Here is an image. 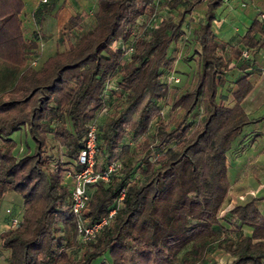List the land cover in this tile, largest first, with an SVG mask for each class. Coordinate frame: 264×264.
<instances>
[{"label": "trees", "instance_id": "16d2710c", "mask_svg": "<svg viewBox=\"0 0 264 264\" xmlns=\"http://www.w3.org/2000/svg\"><path fill=\"white\" fill-rule=\"evenodd\" d=\"M96 1L93 26L35 66L29 52L38 33L24 37L23 0H0V91L13 94L0 99V197L14 191L23 199L20 225L0 233L6 264H198L212 241L232 257L226 264H264V195L223 211L227 152L246 125L264 118L246 107L259 70L243 56L264 47V19L254 16L231 44L213 29L224 0ZM195 9L197 68L186 73L190 81H168L178 76L170 47ZM236 63L233 102L225 105L219 89ZM95 117V169L119 165L90 186L82 216L91 224L116 210L82 243L65 176L79 169ZM20 134L32 142L22 151Z\"/></svg>", "mask_w": 264, "mask_h": 264}, {"label": "crops", "instance_id": "0c3cea01", "mask_svg": "<svg viewBox=\"0 0 264 264\" xmlns=\"http://www.w3.org/2000/svg\"><path fill=\"white\" fill-rule=\"evenodd\" d=\"M233 1L235 0H224L222 5L216 10V17L213 21L214 32L219 38L228 43H232L231 39L235 36H238L239 40L254 16L264 19L261 17V14H264V11L261 9L262 12L256 9L258 12L255 14L244 13L252 0H239V3H237L238 6L234 5ZM243 1L246 3L244 6H242ZM260 1L264 6V0ZM23 2L24 5L20 13V20L24 37L26 40H31L34 38L35 33H38L37 46L29 52L30 56H37L35 66L41 65L55 51L68 48L72 43V36L76 35L78 31H81V26L85 19L84 16L79 26L70 24L69 19L71 16L82 12H85L86 15L89 12L90 6L93 4L97 6L96 0H23ZM254 6L259 8L257 5ZM231 16H235L237 20H240V23L245 22V25H241V32H239V21H236L234 24L228 23ZM232 26L234 30H231ZM252 58L254 67L259 72L253 74L255 88L246 103V107L249 111L260 115L264 113V47L253 52ZM224 86L225 84L221 88ZM220 100L225 105H230L233 102L231 96L227 94H221ZM246 126H252L250 128L251 134H257V137L264 136V118ZM16 135H18L17 132L12 134L13 137ZM260 154L264 153L261 152ZM67 180L71 181L70 176H67ZM4 199H9L18 207L15 215L17 214L16 216L22 218L23 199L21 195L14 191L6 192L0 197V208ZM11 210V208L7 207L5 211L9 214L4 217L0 214V233L10 227L11 217L14 216ZM250 231L251 228L246 227V232L250 233ZM5 252L8 253L6 256L4 255ZM1 253L0 264H6L9 249L3 248L0 245Z\"/></svg>", "mask_w": 264, "mask_h": 264}, {"label": "rangeland", "instance_id": "374dc122", "mask_svg": "<svg viewBox=\"0 0 264 264\" xmlns=\"http://www.w3.org/2000/svg\"><path fill=\"white\" fill-rule=\"evenodd\" d=\"M239 0L233 1V4L238 6L237 3ZM257 5L259 8L255 7ZM97 6L94 4L90 6L89 12L84 16V21L81 26V31L71 38V42L74 43L77 39L78 35L81 32L86 31L87 29L91 28L95 22L94 12L96 11ZM256 9L263 10L264 6L262 5L260 0H252L251 4L245 10V14H255ZM260 10V11H261ZM174 13V10H166L164 14ZM199 9H195L192 13V21L189 25L184 27V36L183 39H179L176 42L172 43L170 50L173 49L176 54V59L174 63V70L175 73L179 76L180 81L182 80H189L186 77V73L192 69L197 68V62L195 59V54L192 53L191 45L192 43V28L195 26V20L197 16L200 14ZM262 12V11H261ZM242 17V16H241ZM236 21H239V32L242 31V26L245 25V22H241L237 20L235 16H231L229 18V24H234ZM242 25V26H241ZM231 30H234L233 26ZM238 32V31H237ZM238 34V33H237ZM231 44H236L238 41V36H235L231 39ZM228 51V50H227ZM245 54V55H244ZM243 56H252L249 52L244 53ZM251 58V57H250ZM240 71L238 63L233 66H230L226 70V81L225 86L219 89V94H227L231 96L230 91L233 88L234 78ZM168 77V76H167ZM168 81L169 77L167 78ZM192 80V79H191ZM190 81V80H189ZM13 95L9 91H0V99L6 98ZM221 98V97H219ZM222 103V101L220 100ZM163 114L165 117L169 115V106H164ZM252 126H245L243 131L240 135L233 141L231 148L227 152V164H228V176L230 179V188H229V195L224 203V210L231 208L234 204L244 203L252 197H259L264 195V154H260L262 150H264V136L257 137V134H251ZM23 134L17 136L16 138L19 141L18 148L22 151L24 149L25 144H27V140L32 145L31 140L26 136L23 140ZM97 153V151H96ZM65 180H67V176H65ZM260 207L264 210V199H259ZM9 207L11 208L12 212L15 215L18 207L10 201L9 199H4L1 204V216H6L7 213L5 209ZM17 215V214H16ZM218 235L221 234V229L216 227ZM246 231V228H245ZM8 253H4L6 256ZM2 253L0 254V256ZM230 254L223 251L221 248L218 247L215 241H212L209 246L207 247L203 259L200 260L198 264H226L228 261L231 260ZM96 264H98L96 262ZM104 264H107L104 262Z\"/></svg>", "mask_w": 264, "mask_h": 264}, {"label": "built area", "instance_id": "2783aa9c", "mask_svg": "<svg viewBox=\"0 0 264 264\" xmlns=\"http://www.w3.org/2000/svg\"><path fill=\"white\" fill-rule=\"evenodd\" d=\"M244 5H246L245 1L242 2V6ZM261 17L264 18V14H261ZM128 50H131V47H129ZM36 63L37 56H34L30 59L29 64L35 65ZM168 77L170 81H179V77L174 74H170ZM112 85L113 84L111 80L107 81L105 84V90L112 87ZM105 111L106 108H103L100 113ZM96 132L97 117L93 118L89 122L84 144L77 154L76 162L80 165L79 169H77L74 173L67 174V176H70L72 179L71 211L76 217L78 241L82 243L90 240L96 234V232L108 222V219L114 214L116 210V208L110 209L106 216H103L99 221L93 222L91 224H86L82 216V210L90 198V186L99 179L107 180L111 172H113L119 165L118 160L114 159L108 163L105 168L101 170L95 169V156L97 151ZM123 196L124 190H121L118 197V202L123 198ZM20 222L21 218L14 215L11 217L10 227H18Z\"/></svg>", "mask_w": 264, "mask_h": 264}]
</instances>
